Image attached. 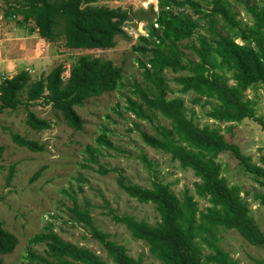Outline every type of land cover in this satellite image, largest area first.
<instances>
[{
	"label": "trees",
	"instance_id": "16d2710c",
	"mask_svg": "<svg viewBox=\"0 0 264 264\" xmlns=\"http://www.w3.org/2000/svg\"><path fill=\"white\" fill-rule=\"evenodd\" d=\"M100 0H16L10 2L5 15L20 14V20H32L39 35L47 40L62 37L67 48L91 50L110 48L116 43V35H126L124 23L130 19V11L121 6H109ZM208 8L200 0H157L158 9L152 4V23L147 36H141L142 44L133 46L146 58L140 59L145 88H139L140 100L129 97L126 108L136 117L149 118L160 113L168 124L158 121L152 124L153 132L140 131L142 141L168 153L180 166L189 167L200 178L195 184L199 196H208L209 204L198 209L197 200L188 189L181 196L169 185L153 179L151 186L127 181L122 173L116 175L118 186L128 195L143 202H152L159 218L153 223L136 218L129 213H111L114 220L126 225L131 234L143 239L150 252L164 264H238L230 252L217 243L219 227L235 228L250 243H264V231L253 220L248 201L237 184H230L222 174L221 157L235 158L237 164L254 175L264 186V157L262 164L254 162L238 143L226 138L218 126L199 125L186 112L185 100L180 95L167 97L170 89L165 69L182 72L173 76L182 93L192 91L198 96L216 100L206 113L218 121H240L252 118L264 127V119L257 115L250 99L243 92L258 83L264 87V0H253L246 8L253 23L242 25L230 9L228 0H208ZM190 8L191 11H186ZM197 14V16H193ZM227 23L226 30L216 29V16ZM208 18L211 35L196 29L200 19ZM147 16L141 15L139 19ZM154 23H157L156 25ZM196 37L191 43H183ZM240 37L241 41L236 40ZM190 48L197 58L185 53ZM61 62L48 72L32 78L25 68L0 79V111L14 109L20 104L27 108L25 122L31 128H47L50 120L39 116L29 108L41 98L43 103L60 112L73 128H81L83 119L76 109L90 96L115 89L122 78L123 68L111 58L81 53L64 76ZM224 71H230L229 82ZM138 123L135 122V125ZM232 125H228L231 129ZM12 140L31 150H41L43 142L28 138L18 132L11 133ZM103 147L117 148L105 130L96 137ZM4 146L0 144V156ZM88 159L96 161L102 153L99 145L86 146ZM146 163L150 161L142 155ZM85 163L84 165H86ZM114 168L98 166L100 173ZM40 170L36 171L38 174ZM12 173H9L8 179ZM264 201V192H256ZM68 206L74 221L82 223L95 238L114 264H145L142 255H130L124 244L108 236L94 222L88 207L75 197ZM30 243L44 242L43 253L28 249L21 264H109L96 251L64 239L50 226L34 233ZM18 243L16 234L4 227L0 219V264L2 254L10 253ZM205 248L208 251H205ZM255 264H264L263 258H255ZM252 264V263H248Z\"/></svg>",
	"mask_w": 264,
	"mask_h": 264
},
{
	"label": "rangeland",
	"instance_id": "374dc122",
	"mask_svg": "<svg viewBox=\"0 0 264 264\" xmlns=\"http://www.w3.org/2000/svg\"><path fill=\"white\" fill-rule=\"evenodd\" d=\"M14 1L16 0H0V11H5L9 3ZM206 1L208 0H200L204 8L209 7ZM228 1L230 9L242 25L253 23V17L245 5L246 0ZM251 1L253 0H247V3L250 4ZM99 3L121 6L130 11V19L123 25L126 35H116V43L105 49H70L64 45L61 36L55 39L53 45L54 51L60 55L53 60L52 65L61 62L65 68V77L69 67L81 53L111 58L123 68L122 78L115 89L87 97L75 106L83 119L81 128L71 127L59 111L54 110L50 104L43 103L41 98L35 100L29 108L50 120L47 128L36 130L26 124L27 108L24 104L0 111V144L4 146L0 156V219L4 227L18 237L13 251L1 255L4 264H21L30 248L43 253L45 243H30L29 238L36 232L46 230V226H50L64 239L86 246L105 258L109 264H114L102 245L90 236L89 230L72 219L68 206L72 205L73 197L81 205L89 202L88 207L95 224L110 238L124 244L130 255L136 257L141 254L145 264H164L150 252L143 239L134 237L124 223L112 218L113 212L129 213L150 223L159 218L152 202L139 201L118 186V173H122L127 181L143 186H151L153 179H159L167 183L178 196L188 189L197 200L199 210L209 204L208 196H199L195 192V184L200 178L191 168L180 166L168 153L145 144L141 139V129L153 132L152 124L158 121L168 124V120L158 112L150 114L149 118H139L126 108L129 97L140 100L136 85L145 88L140 59L144 60L146 56L133 46L142 44L141 36H147L148 27L154 20V17L148 18L153 16L149 6L152 4L156 11L157 0H100ZM186 11L190 12L191 9L187 8ZM141 15L147 18L140 20ZM11 19L19 20L17 17ZM227 25L222 17L216 16V29L224 32ZM208 26L207 17L200 19L196 34L210 36L212 33ZM195 38L184 40L183 43L189 44ZM236 40L241 41L240 37ZM183 50L194 60L197 59L190 48L183 47ZM40 67H29L32 78L48 72L53 66L50 64L48 67ZM179 73L182 72L165 69L170 85L167 97L182 96L187 114L199 125L207 123L218 126L226 138L238 143L254 162L262 164L264 127L247 117L232 122L209 117L206 112L216 104V100L199 96L198 101H194L198 94L192 91L180 92V85L173 79ZM224 73L232 83L230 71ZM243 95L250 99L256 114L264 119L262 83L247 88ZM135 122L138 124L135 125ZM228 125H232L231 129H228ZM103 130L117 148L103 147L97 143L96 137ZM12 132L43 142V149L31 150L18 145L11 138ZM87 145L101 147L102 153L96 155V161L88 159ZM142 155L150 161L149 164L142 159ZM220 159L222 174L230 184L239 185L241 194L248 201L251 217L264 231V201L256 196V192H264V186L257 182L252 173L242 169L235 158ZM85 163L87 164L84 165ZM99 164L114 169L108 173H100L97 170ZM37 170L40 171L35 175ZM217 238V243L228 250L238 260V264H255V258L264 259V243H250L235 228L219 227ZM205 251L208 249L205 248Z\"/></svg>",
	"mask_w": 264,
	"mask_h": 264
},
{
	"label": "crops",
	"instance_id": "0c3cea01",
	"mask_svg": "<svg viewBox=\"0 0 264 264\" xmlns=\"http://www.w3.org/2000/svg\"><path fill=\"white\" fill-rule=\"evenodd\" d=\"M17 16L19 20L7 17L0 34V79L27 67H52L53 60L60 55L54 51L55 40L41 37L32 20L24 22L20 14Z\"/></svg>",
	"mask_w": 264,
	"mask_h": 264
},
{
	"label": "built area",
	"instance_id": "2783aa9c",
	"mask_svg": "<svg viewBox=\"0 0 264 264\" xmlns=\"http://www.w3.org/2000/svg\"><path fill=\"white\" fill-rule=\"evenodd\" d=\"M7 17H18L17 14L12 13L10 15H5L4 11H0V34L2 33L3 25L6 23ZM29 71V68H25Z\"/></svg>",
	"mask_w": 264,
	"mask_h": 264
}]
</instances>
